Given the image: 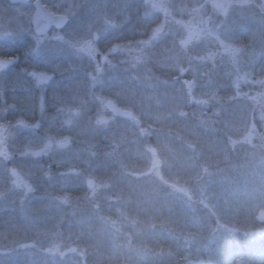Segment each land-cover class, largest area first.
Returning <instances> with one entry per match:
<instances>
[{"label":"rangeland","instance_id":"rangeland-1","mask_svg":"<svg viewBox=\"0 0 264 264\" xmlns=\"http://www.w3.org/2000/svg\"><path fill=\"white\" fill-rule=\"evenodd\" d=\"M34 1L0 0V264H264V0Z\"/></svg>","mask_w":264,"mask_h":264},{"label":"trees","instance_id":"trees-1","mask_svg":"<svg viewBox=\"0 0 264 264\" xmlns=\"http://www.w3.org/2000/svg\"><path fill=\"white\" fill-rule=\"evenodd\" d=\"M181 210L183 211V206L181 207ZM201 214V213H200ZM197 217V215H196ZM172 218V217H171ZM198 220V221H197ZM178 221L180 222V227L182 232H184L186 229V225L189 226L190 228H192L193 231H196L195 228L198 224V226H200L201 228H204L208 222L205 221V218L201 217L200 218H195L192 216H189L186 214V218L181 216H178ZM195 224V225H194ZM195 227V228H194ZM159 234V235H158ZM156 235V232H152V236L154 238L155 242H159L158 245L160 247H166L168 246L172 241V237L171 234L168 232V234H162V233H158ZM162 234V235H161ZM174 238V237H173ZM217 238V243L214 244V248L213 245H208V247L205 244H201V246L203 248H201V253L200 255L208 257L206 255H209L212 253V251L214 252V250L217 247V262L212 260V263L214 264H234L235 261L239 260V261H248L249 257H247L248 252H253L252 250L256 248H258L257 246H254L252 244H250V246H246L247 243H245L243 241V239H240L239 241H235V243H228L229 240H226L225 238H222V240L219 239L218 242ZM224 244H227L226 249H223ZM230 244V246H228ZM247 247H250L247 248ZM194 249V248H193ZM213 249V250H212ZM261 251V249H260ZM259 251V252H260ZM130 256V262L135 263V264H189L188 260L187 263L183 262L184 258L180 259L178 256L177 258H169V257H155V258H151V257H143V256H138L137 254H133V255H129ZM120 260V259H118ZM178 260V261H177ZM180 260L181 263L179 262ZM190 262H197V264H199V257L195 258V259H190Z\"/></svg>","mask_w":264,"mask_h":264},{"label":"water","instance_id":"water-1","mask_svg":"<svg viewBox=\"0 0 264 264\" xmlns=\"http://www.w3.org/2000/svg\"><path fill=\"white\" fill-rule=\"evenodd\" d=\"M11 3H27L29 0H9ZM35 7V14L33 17V27L34 30L38 33H43L47 29H49L51 26H55L57 28L62 27L66 21L67 18L63 15L54 14L46 9V7L42 4L41 0H35L33 3ZM97 34L94 33V40H97ZM41 77H44L42 79L43 81H47L48 78L46 75H41ZM106 106L109 110L114 111L115 110V103L112 100L107 101ZM89 186L91 187V181L89 183ZM257 221L258 222H264V210H260L257 215ZM22 247H26V244H23Z\"/></svg>","mask_w":264,"mask_h":264},{"label":"snow or ice","instance_id":"snow-or-ice-1","mask_svg":"<svg viewBox=\"0 0 264 264\" xmlns=\"http://www.w3.org/2000/svg\"><path fill=\"white\" fill-rule=\"evenodd\" d=\"M3 65H0V67H2ZM41 79H44V77H41Z\"/></svg>","mask_w":264,"mask_h":264},{"label":"flooded vegetation","instance_id":"flooded-vegetation-1","mask_svg":"<svg viewBox=\"0 0 264 264\" xmlns=\"http://www.w3.org/2000/svg\"><path fill=\"white\" fill-rule=\"evenodd\" d=\"M30 1V0H29Z\"/></svg>","mask_w":264,"mask_h":264}]
</instances>
